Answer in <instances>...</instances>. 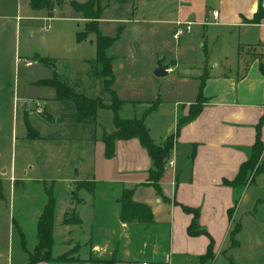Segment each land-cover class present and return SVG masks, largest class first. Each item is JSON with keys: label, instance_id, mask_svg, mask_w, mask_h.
<instances>
[{"label": "crops", "instance_id": "obj_1", "mask_svg": "<svg viewBox=\"0 0 264 264\" xmlns=\"http://www.w3.org/2000/svg\"><path fill=\"white\" fill-rule=\"evenodd\" d=\"M8 1L0 0V3ZM17 1L14 12L0 16V25L6 29H16L19 19H55L46 16L43 10H33L31 0ZM102 7L104 13L98 20V28L104 36L116 38L106 52L113 60L114 93L127 102L124 109L132 103L153 100L160 101L159 106L163 102L173 104L167 123L158 129L146 126L156 144L175 136L174 150L158 193L149 180L151 158L138 139L119 141L115 158H105L102 138L114 131V125L110 130L104 126L103 112L110 110H100L94 120L78 122L73 116V105L56 101L54 95L40 98L49 100V105H43L45 112L49 113L51 104L53 115L49 113L45 120L54 127L52 139L68 146L69 166L73 172L62 194L65 208L55 221L52 255L56 259L77 248L73 257L79 262L38 264H216L221 259L228 261L232 250L229 235L238 222L237 214L251 186L235 189L225 181L232 182L240 167L249 160L257 127L264 115V76L260 72V66L264 65V0H102ZM61 10H66L67 15L57 21L72 27L66 34L73 50L79 53L74 61L89 70L86 84L73 79L64 82L89 99H104L103 82L93 76L92 69L97 56L95 35L79 43L77 34L80 32L76 28L82 26L85 30L87 21L79 18L72 7ZM215 12L219 14L217 19L213 17ZM177 22L194 25L188 39L174 40ZM63 35L60 33L59 38ZM12 41L2 36L0 52L6 42L9 46L6 51L11 53ZM38 57L51 59L55 66L60 59L37 53L35 58ZM158 62L169 66L168 85L161 86L160 79L154 76ZM0 70L1 75L3 67ZM200 93L206 101L200 115L180 126L181 119L189 116ZM23 105L26 110V101ZM159 106L146 119L159 113L163 108ZM128 115H133V109H128ZM37 134L38 142H50L43 133ZM51 160L53 163V158ZM169 162H173L172 167ZM24 176L27 179V174ZM259 179L263 180L264 175ZM88 181L95 183L93 193L77 186ZM253 185H257L256 182ZM124 191L133 193L134 202L151 208L152 224L121 221ZM48 201L47 198L45 206ZM257 201L256 205L261 200ZM184 207L199 210V225L215 242L213 259L203 261L209 239L205 235L191 237L188 234L193 215L186 213ZM71 208L76 209L81 224L65 226L64 215ZM230 211H233L232 217ZM253 212L248 214L251 216ZM59 233L62 247L57 252ZM35 248L25 250L28 258ZM21 264L28 261L23 260Z\"/></svg>", "mask_w": 264, "mask_h": 264}, {"label": "rangeland", "instance_id": "obj_2", "mask_svg": "<svg viewBox=\"0 0 264 264\" xmlns=\"http://www.w3.org/2000/svg\"><path fill=\"white\" fill-rule=\"evenodd\" d=\"M72 1L74 0L56 2L52 15L55 19H19L16 20L17 27H13V31L0 25V38H12L14 44L11 53L6 51L9 49L6 42L1 46L0 52V68L3 67L0 75V264H21L23 260L28 261V252L25 250L32 251L36 246L38 216L45 208L49 194L54 193L57 199L54 222L65 208L62 194L65 193L67 181L73 177L69 166L68 146L64 143L58 144L52 139L54 137L51 132L54 127L45 120L49 118V113L53 115L51 104L49 113L45 112L43 105H49V100L40 99L56 96V92L36 85L42 80L52 78L54 69L43 65L35 56L38 53L44 57L60 58L56 71L62 81L73 79L87 83L85 80L88 67L74 61L79 53L73 50L72 41L70 42V37L66 34L72 31V27L57 21V18L67 15L66 10L61 8L71 7ZM17 5V0L0 3V16L10 15ZM43 11L46 16L49 15L46 10ZM22 14L20 13L21 16ZM48 26L50 29L45 31ZM76 30L83 32L84 28L81 26ZM62 32L64 35L59 38ZM188 36L181 40L188 39ZM29 62L32 63L30 68L26 66ZM173 76L172 74L170 78ZM158 79L161 86L168 85L170 81L167 77ZM25 101L26 110L23 105ZM156 102L153 100L131 104L130 107L123 108L121 117L142 118ZM161 104L159 109L163 108L159 113L145 121L151 128L158 129L168 122L174 105L169 102ZM128 109H133V115H128ZM103 113L104 126L110 130L113 113ZM37 133L49 137L50 142H38ZM81 176L85 177V174ZM259 178L260 176L250 179L251 188L237 214L238 223H242L244 230L238 236L241 247L230 251L229 256L235 264H264V179ZM255 182L257 185H253ZM258 199L261 201L256 205ZM250 212L253 215L250 216ZM61 247L62 235L59 233L56 237L57 252ZM229 262L230 260L221 259L216 264Z\"/></svg>", "mask_w": 264, "mask_h": 264}, {"label": "trees", "instance_id": "obj_3", "mask_svg": "<svg viewBox=\"0 0 264 264\" xmlns=\"http://www.w3.org/2000/svg\"><path fill=\"white\" fill-rule=\"evenodd\" d=\"M61 1L62 0H31V7L36 11L46 10L49 16L52 17L56 2L59 3ZM71 7L79 18L87 21L85 30L77 34V41L81 43L86 41L89 35H95L97 56L92 63L94 69L93 76L102 80V93L107 99H89L83 93L71 87L68 82L62 81L56 71L55 63L49 58L38 57V60L43 65H47L54 69L53 77L42 80L36 85L53 89L56 92V101L73 105L75 108V114L73 116L78 122L90 119L94 120L97 118V114L100 110H110L114 115V131L111 134H105L102 138V142L105 145V158L108 160L115 158L116 145L119 141L138 139L152 161V167L149 171V180L153 183L158 193H160L159 183L165 174L166 165L170 160L175 145V136L168 137L162 144H156L151 138L150 131L146 126V118L158 108L160 101L152 105L150 110H148L142 118L125 119L121 117V112L127 105V102L120 100L112 89L114 84V66L113 60L109 58L106 53L107 49L114 44L116 38L104 36L98 28V20L102 18L104 13L102 0H87L84 3H79L74 0L71 3ZM260 15L262 14L260 13ZM257 16L259 17V14ZM260 72L264 76V65L260 66ZM205 102V98L202 93H200L196 104L192 105L190 108L189 116L181 119L180 126L196 119L200 115L202 106ZM263 125L264 115L257 127L256 142L249 160L240 167L238 175L232 182L225 181L228 186L235 189H244L250 186L249 183L251 178L254 179L264 175ZM77 186L89 193H93L95 183L94 181L81 182L78 183ZM55 209L56 201L54 197L50 195L49 201L37 225L38 244L34 252L29 254L28 264H38L40 262H79V259L73 257L78 252L77 248L56 259L53 258ZM184 211L193 215L192 223L188 228V234L191 237L205 235L209 239L208 252L202 258L203 261L213 259L215 242L206 230L200 227L199 210L184 207ZM232 214L233 211H230V217H232ZM121 221L126 224L133 222L152 224L154 222V216L149 206L134 202L133 193L131 191H124L122 197ZM63 224L65 226L81 224V220L75 208H71L65 213ZM241 231L242 225L235 222L234 228L229 235L230 249H236L240 246L238 236ZM229 260L230 264H234L231 257ZM105 264H113V262Z\"/></svg>", "mask_w": 264, "mask_h": 264}, {"label": "built area", "instance_id": "obj_4", "mask_svg": "<svg viewBox=\"0 0 264 264\" xmlns=\"http://www.w3.org/2000/svg\"><path fill=\"white\" fill-rule=\"evenodd\" d=\"M218 15L219 14L217 12H215L213 14V17L215 19H217ZM193 26L194 25L192 23L177 22L176 23V30H175V33L173 35L174 40L175 41H179L182 37L192 34ZM49 29H50V26L47 27V30H49ZM26 66L30 68V67H32V63L29 62V63L26 64ZM169 166L172 167L173 166V162H169Z\"/></svg>", "mask_w": 264, "mask_h": 264}, {"label": "water", "instance_id": "obj_5", "mask_svg": "<svg viewBox=\"0 0 264 264\" xmlns=\"http://www.w3.org/2000/svg\"><path fill=\"white\" fill-rule=\"evenodd\" d=\"M168 65H163L161 62H158L156 65V69L154 71V76L156 78H163L168 76Z\"/></svg>", "mask_w": 264, "mask_h": 264}]
</instances>
